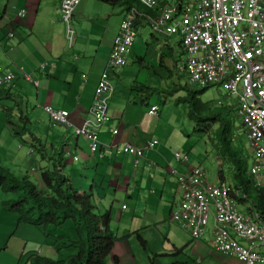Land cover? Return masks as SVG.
<instances>
[{"label":"crops","instance_id":"1","mask_svg":"<svg viewBox=\"0 0 264 264\" xmlns=\"http://www.w3.org/2000/svg\"><path fill=\"white\" fill-rule=\"evenodd\" d=\"M116 6L81 0L73 16L75 27L72 19L76 40L69 47L66 25L60 18V0H0V67L16 76L10 85L0 88V107L6 116L5 121L0 118V166L16 175L14 155L22 157L19 152L25 140L29 146L25 154L33 157L38 150L44 171L51 169L54 158L62 154L66 166L72 167L67 176L73 179L81 173L77 190L91 194L100 213H111V229L119 240L108 258L110 264L114 256L122 264H141L142 252L166 256L164 264H240L235 257L215 249L212 221L203 235L194 239L172 219L181 191L171 169L185 172L195 167L187 152L193 125L189 105L173 104L175 109L183 108L178 111L179 122L164 114L170 83L178 78L179 71L186 77L178 35L165 37L153 32L149 20L141 16L126 65L118 71L109 70L114 89L108 101L110 120L98 131V149L92 152L89 141L75 134L89 115L100 75L107 68L114 38L126 15L120 6L121 18ZM23 9L26 15L21 17ZM146 28L143 44H137L140 29ZM25 74L35 83L24 78ZM46 106L67 110L70 125L53 123L44 110ZM153 106L158 107L156 114L149 113ZM29 109L36 118L34 123L29 115L24 116ZM15 116L24 118L26 124L19 127L11 122ZM153 140L158 144L145 149L137 162L134 155L121 152L126 145L144 148ZM108 148L109 153L105 152ZM176 153L188 155V162L177 160ZM80 160L82 163L76 165ZM21 161L25 163L23 157ZM85 180L90 181L88 188ZM0 217L12 220L11 235L24 228L16 213L1 208ZM39 241L25 244L20 255L27 253L28 246L37 249ZM151 243L159 245L160 252H151ZM7 248L9 244L0 238V252ZM42 251L37 249L39 254ZM148 258L151 263V256ZM153 263L162 264L155 259Z\"/></svg>","mask_w":264,"mask_h":264},{"label":"built area","instance_id":"2","mask_svg":"<svg viewBox=\"0 0 264 264\" xmlns=\"http://www.w3.org/2000/svg\"><path fill=\"white\" fill-rule=\"evenodd\" d=\"M154 11L147 17L153 32L171 37L178 35L184 51L183 69L191 84L200 88L219 86L239 105L238 114L250 141L254 163L249 170L258 185L264 186V0H139ZM81 0H60V18L66 25L69 47L74 46L76 31L72 19ZM26 10L20 11L24 17ZM140 13L126 12L107 62L95 89L88 117L75 129L77 136L89 141L92 152L98 149V131L110 120L108 101L113 94L109 70L118 71L127 63L135 42V20ZM13 36V33H10ZM16 78L0 67V88ZM24 78L32 80L30 75ZM35 83V82H34ZM158 107L150 108L156 114ZM58 125H70L65 109L44 107ZM117 129L113 130L116 134ZM158 144L153 140L144 148L126 145L121 152L136 157ZM109 153L110 148L105 149ZM77 158V157H76ZM188 162V155L175 154ZM181 191V200L172 219L199 239L207 225L213 223V244L217 251L235 257L240 264H264V223L260 217L244 214L225 181L209 183L204 171L193 167L179 172L171 169Z\"/></svg>","mask_w":264,"mask_h":264},{"label":"trees","instance_id":"3","mask_svg":"<svg viewBox=\"0 0 264 264\" xmlns=\"http://www.w3.org/2000/svg\"><path fill=\"white\" fill-rule=\"evenodd\" d=\"M98 1L112 6L120 5L125 12L135 8L140 13L135 25L141 16L147 18L155 14L144 8L139 0ZM183 1L177 0L179 4ZM208 88L210 87L191 89L183 86L186 94L177 97L175 103L185 102L189 105V119L196 132L208 134L211 131L215 135L218 142L217 155L228 162L232 169L233 197L243 208L241 211L244 214L253 218L258 215L264 223V186L258 185L250 175L245 154L232 143L227 108L216 110L210 103L200 99V92ZM65 166L62 154L54 158L52 168L40 175L44 190H40L27 177L19 178L11 170L0 166V191L11 195L1 201L2 210L16 213L19 224L40 230L52 249L61 257L55 260L39 253L31 254L26 264H110L108 258L119 240L111 229V213H100L91 194L81 193L72 187L64 170ZM218 176L220 181H225L222 170L218 172ZM70 249L77 250V253L61 256L63 251ZM112 259V264H122L119 257L114 256Z\"/></svg>","mask_w":264,"mask_h":264},{"label":"rangeland","instance_id":"4","mask_svg":"<svg viewBox=\"0 0 264 264\" xmlns=\"http://www.w3.org/2000/svg\"><path fill=\"white\" fill-rule=\"evenodd\" d=\"M184 1H187V0H184ZM114 9L119 10L120 11V17L123 18V12H122L121 7L116 6V7H114ZM116 17H117V15L115 14V18ZM112 19H113V17H112ZM73 25H74V27H75V25H77L76 20H74V19H73ZM146 30H148V29L147 28L145 30L140 29L139 34H138V38H137V44H141V45L143 44L144 37L146 34L144 32H146ZM136 37H137V35H136ZM135 40H136V38H135ZM174 83H176V84H174ZM188 83H189V81L187 79V76L185 77V75L181 71H179L178 78H175L170 83V88L168 89L169 92L167 93V97L169 98L168 99L169 102H168V106L164 109V114L167 117H172V121L177 120L179 122L181 112H178V111L183 109V108H181V106H180L181 109L180 108L175 109L176 106L173 105L175 103L174 97L177 98V97L184 96L186 94V91H185V89H183V86L188 84ZM180 86H181V88H180ZM186 86L191 88V89H198V88L200 89V87H197L196 85L194 86L193 84L186 85ZM164 93H166V91H164ZM225 94L226 93L219 86H213V87L206 89L205 91L200 92L199 96H200V99L202 101L210 103L212 106H214V108L216 110H219L222 108H227V110H228L227 116H228V120H229L230 126H231L230 131H231V135L233 136V142L232 143H233L235 148L239 149L241 151V153L245 154L246 166L250 170V168L252 167V165L254 163V157H253V154L251 152L250 141L247 138V135L245 133V129L243 127L242 118L238 114L239 105H238L237 101L233 100L231 97L229 98V96H227ZM181 104H187V103L183 102V103H180L179 105H181ZM1 110H2V108L0 107V118H3V120L5 121L6 116H5L4 112ZM30 111H31L30 109H29V112H27V113L24 111V116L29 115L32 121L36 120L34 113L32 111L31 112ZM16 113H18L20 115L19 111H17ZM18 117L15 116V118H13L11 120V122L18 125L19 127H22L24 124H26L25 119L24 118L22 119L21 117L18 118ZM33 123H34V121H33ZM36 125H37V123H36ZM193 125L190 124V129H191V138L190 139L191 140L188 139V140H190L189 143H187L188 140L186 141V143L190 147L189 149H187V152L190 153L191 162L193 163V165L195 167H199L204 171L205 177L209 183H212V184L219 183L220 178L218 176V172L220 170H222L226 184L232 185L234 182L233 176H232V169L229 166L230 164L228 162H225L223 160V158H221L220 156L218 157V155H217V144H218V142L216 140L215 135L211 134V131L208 134H202V133L193 131L192 130ZM64 127H66V126H64ZM54 128L58 129L59 127L54 126ZM30 129L33 130V128H30ZM21 135L26 136L25 134L23 135L22 133H21ZM19 142H21V141L19 140ZM26 142L27 141L25 140L23 143L24 148L21 150V152H19V154L22 153V157L24 158L25 163H23L21 161L22 157L19 158L20 155H16V154L14 155V161H15V163H18L16 165V168H18V171L16 172V176L19 178L27 177L29 180L34 182L40 190H44V188H45L44 184L41 183V181H40V173L44 172V168H43L44 164L42 162L41 155L38 152V150H36V151H34L35 153H34L33 157L27 156L25 154V152H26V147L29 148V146L27 145ZM35 147H37V146H35ZM81 163H82V160H80V162L77 163L76 165H79ZM32 167H33V169L31 170ZM6 169H8V168H6ZM64 170L67 173V175H69V172L72 170V167L66 166ZM68 178L71 180L70 182H71L72 187L76 190L79 189V185L81 184L80 183L81 173H79V172L76 173L74 175L73 179H71L70 176ZM86 183H87V188H88L90 185V181L88 180V181H86ZM77 191H79V190H77ZM10 197H11L10 194H7V193L0 191V209H1V201L8 199ZM103 201H105V200L103 199ZM107 206L109 207L108 204H107ZM242 209L243 208L240 207V210H242ZM4 217H11V216H4ZM4 217L3 218L0 217V238H3L7 242V244H9V248H7V251H5V252H2V251L0 252V264H26V260L28 259V257L31 254H37L38 248L43 249L41 255L49 256L55 260H59L61 258L59 253L56 252L55 250H53L52 247L48 243H46L47 241L44 238L42 232L33 226L22 224V225H24V226H22L24 228H19L15 234L11 235L10 232L12 229L10 230V226L12 225V220L11 219H9V220L5 219ZM49 230L51 231V229H49ZM68 232H71V231L68 230ZM39 239H40V241H39L40 243H38L37 249H34V246L33 247L28 246V247H26L27 253H25L23 256L20 255V254H22L21 250L23 249V246L25 244L28 243V244L33 245L34 242H38ZM31 248H33V249H31ZM158 248H160L159 245H155L154 243H151L149 250L156 254V253L160 252V250ZM67 252H69L70 254H75V253H77V250L70 249V250L63 251L61 256ZM141 252H142V250H141ZM150 256H151V259L155 257V255L152 253H150ZM150 256H148L146 253L142 252V258L139 260L143 264H150L149 258H148ZM154 259H155V261L158 260L160 263L164 264L166 256H159V257H155Z\"/></svg>","mask_w":264,"mask_h":264}]
</instances>
